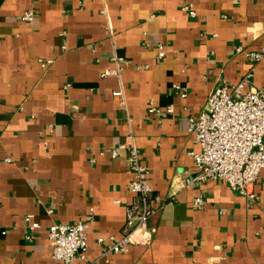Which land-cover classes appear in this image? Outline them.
Returning <instances> with one entry per match:
<instances>
[{"label":"crops","instance_id":"obj_1","mask_svg":"<svg viewBox=\"0 0 264 264\" xmlns=\"http://www.w3.org/2000/svg\"><path fill=\"white\" fill-rule=\"evenodd\" d=\"M260 48L264 0H0V264H68L47 227L78 219L83 264H264V167L254 202L223 180L181 185L200 149L189 119L219 85L264 90V58L245 54ZM120 142L147 165L157 209L150 243L113 252L131 197Z\"/></svg>","mask_w":264,"mask_h":264},{"label":"built area","instance_id":"obj_2","mask_svg":"<svg viewBox=\"0 0 264 264\" xmlns=\"http://www.w3.org/2000/svg\"><path fill=\"white\" fill-rule=\"evenodd\" d=\"M181 9L191 17L196 15L192 3L184 4ZM33 16V10L29 9L21 19L29 22ZM242 50V46H237L236 51ZM156 52L158 57L165 55L162 45L157 47ZM245 54L249 61L258 62L264 58V48ZM113 60L118 65L121 58L115 57ZM51 62V59H46L41 64L46 66ZM118 69H108L102 76L116 74ZM247 81L245 76L230 87L226 84L217 86L207 97L203 110L189 119V128L200 149L190 151L196 171L193 175H183L181 185L194 187L206 179L223 180L250 202L256 200L257 194L252 185L264 167V90L249 89L243 92ZM174 89L180 88L174 85ZM113 94L119 97L120 104L125 105L121 90ZM148 111L153 113L155 108L150 107ZM172 111V106H168L167 112ZM120 149L126 150L127 169L131 174L128 181L131 197L125 205L122 234L109 246L113 252L126 251L132 243H150L153 228L148 221L157 209L152 204L154 197L148 180L149 169L142 162L138 149L132 142H120L111 148V153L115 155ZM155 199L158 200V197L155 196ZM193 204L202 205V197L196 195ZM29 218L27 214L25 219L29 221ZM38 225L37 221L30 220V227ZM87 226L84 219L72 223H50L47 235L51 255L68 264H83L80 260L84 258L87 246Z\"/></svg>","mask_w":264,"mask_h":264}]
</instances>
